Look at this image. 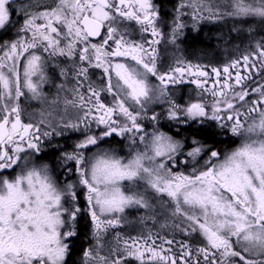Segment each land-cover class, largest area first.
<instances>
[{
	"label": "snow or ice",
	"instance_id": "6c2138e0",
	"mask_svg": "<svg viewBox=\"0 0 264 264\" xmlns=\"http://www.w3.org/2000/svg\"><path fill=\"white\" fill-rule=\"evenodd\" d=\"M16 2L0 0V264H69L81 217L79 264H264V0H177L171 13L156 0H27L19 12ZM228 21L209 39L248 40L239 59L211 74L181 58L159 70L162 44L178 49L186 28ZM185 82L196 101L169 93ZM151 104L167 107L149 116ZM194 125L239 143L189 144L181 132ZM70 132V148L54 143ZM111 137L127 157L102 147ZM189 162L190 173L173 171ZM130 210L141 223L163 215L189 239L123 235Z\"/></svg>",
	"mask_w": 264,
	"mask_h": 264
},
{
	"label": "flooded vegetation",
	"instance_id": "af4514ba",
	"mask_svg": "<svg viewBox=\"0 0 264 264\" xmlns=\"http://www.w3.org/2000/svg\"><path fill=\"white\" fill-rule=\"evenodd\" d=\"M46 1L50 2V0H46ZM156 2L163 5V11H167V12L171 13V9H172L173 5L177 3V0H172L170 4H165V3L163 4L159 0H156ZM24 3H27V0H17L16 5H15L17 8V12H19V8H20L21 4H24ZM12 20L14 23H17V22L22 23L23 22L22 18L18 15H13ZM187 30H189V29L188 28L185 29V34L187 37H189V36L195 37L196 35H199V33H200V32L199 33L187 32ZM185 42H186V39L181 38V41L179 42V48L178 49L174 48L171 45L162 44L160 46V54L161 55H160L159 70L161 72H167L169 70L170 66H174L177 58H181L185 61H191L194 65L195 64L202 65L200 61L194 60V58H195L194 56H196V55L200 58V54L197 52L198 50H195L192 53L188 52V50L185 48ZM224 65L225 64H212L211 62H207V64H205L203 66H207L206 70L209 71V73L211 74V67H218V68L222 69V67ZM233 72H235V70H233ZM185 79L187 81L188 79H191V77H186ZM214 80H215V76L211 75V79H209V82H208L209 88L212 87ZM152 81H153V83H156V84L159 83L158 81L155 80V78H152ZM45 89H48V87L46 86ZM168 90H169V93L171 94V96L174 99H176L177 101H179L180 103H185V102H188L189 100L196 101L198 99V96H197L198 90L196 88V85L191 84V83L185 82L182 84H169ZM206 98L208 100L211 99L210 95H208ZM25 107H26L27 114L32 115L34 122H36L40 119V115H39L40 106L39 105H36V107H34V106H30L29 104L26 103ZM166 107H167V105L151 104L148 107V115L151 116L153 111H155L157 113L165 112ZM30 109H34V115L32 112L29 111ZM27 114L24 117L25 121H27V119H28ZM144 123L147 125V130L149 132H151L152 131V125L147 120H145ZM195 127L196 126L194 125L192 127V129L195 130ZM169 128H170L169 122L162 118L160 121V130L168 132ZM172 130L174 132L175 128H173ZM68 134L77 135V134L71 133V132ZM181 137H187L189 144L191 143V140L193 138L191 136H185L183 131L181 132ZM217 138H219L221 140L228 141L226 144L217 148L218 150L221 151V153H224V152L236 147V145L239 142L238 140H236V138L231 137L230 135L229 136H217ZM108 141H110V144L106 142L102 145V147L108 148L109 146H111L112 148H114L116 150V152L119 155L125 156V157L128 156L129 149H128V147H126V144H127L126 141H122L120 137H111V138H108ZM66 147L70 148V146H66ZM180 159L183 160V159H185V157L181 156ZM49 162L52 165L54 164V162H51V161H49ZM192 167H193V165L191 162H189L187 165L178 164L175 168H173V171L184 172L185 174H188L192 171ZM60 178H61V180H63L64 176L62 175V176H60ZM80 204H81V207L84 206V200H83L82 193H81V198H80ZM139 215L140 214H138V216L136 217V220L133 223L129 224L130 225L129 227L127 226L128 224H125V229H128V231H126L124 234H128L130 236H137V235H140L141 233L147 235L149 232H151L153 234V232H152V227H153V223H154L153 220H151V219L146 220L144 222L145 224L142 225V223L139 220ZM129 219H133V218H129ZM80 222L85 223V219L83 217H81ZM180 234L181 235L176 238V241L185 240L183 234L182 233H180ZM159 236H161V235H159ZM87 237H88V231L86 229V233L84 235V240H83L84 244H82L78 255L73 257V261H76V264H79L80 253H81L82 249L88 247L89 241H88ZM156 243H157V245H160V244H162V241L160 242L157 239ZM164 247L167 248L168 246L164 245ZM193 247H194V245H193ZM172 251L178 253L179 252L178 246L173 245ZM133 264H137V262H133Z\"/></svg>",
	"mask_w": 264,
	"mask_h": 264
},
{
	"label": "rangeland",
	"instance_id": "374dc122",
	"mask_svg": "<svg viewBox=\"0 0 264 264\" xmlns=\"http://www.w3.org/2000/svg\"><path fill=\"white\" fill-rule=\"evenodd\" d=\"M43 2H47L46 0H43ZM186 22L191 25V18L190 17H187L186 18ZM232 26V23L231 21H228L227 23L225 22H220L219 24H210V23H204L202 24V31L200 33H207V36L209 35V37H215L217 35V31L220 30V29H224L226 30L228 27H231ZM187 29V28H186ZM209 29H212L213 31H209ZM187 32H191L189 30H187ZM259 32V30H258ZM206 39L205 40V44H208L210 43L211 44V47H212V43H215L216 40L213 39L214 42H212V39ZM255 39H259L260 36L259 34H256ZM217 43V42H216ZM249 41L248 40H245L243 43H240L239 41L235 42L234 44L232 45H224L222 44V46L224 45L225 48H220V44L217 43V45L215 44V47L217 48L216 49V52H214L213 54L209 55V54H206L205 52H201V51H197L199 54H200V58L197 56H194V60L195 61H200L202 65H205L207 64V62H211L212 64H227L229 63L230 61H232L233 59H239L245 52V49L248 45ZM237 45H239V47L237 48ZM45 91H48V89H45ZM37 104H35V102H33L30 106H34L36 107ZM30 112L33 113L34 115V109H30L29 110ZM34 122V120H33ZM74 138L76 139L77 138V135H73ZM239 143V142H238ZM106 148V147H104ZM207 157L205 156L204 159H206ZM54 164L53 166H56V161L54 159ZM201 164H203V159H201L200 161ZM61 170L59 169V167H57V173H60ZM62 176V174H61ZM132 214H130L128 216V220L130 221V223H133L135 220H136V217L138 216L139 213H135L134 210H130ZM129 218H133V219H129ZM130 223H127L128 227L130 226L129 224ZM165 223H168V227L166 228H161V225L162 224H165ZM142 224H145L144 222ZM158 228V229H157ZM171 229V230H170ZM117 231L121 232L123 235H128V234H124L126 231H128V229H125V226L118 229ZM132 231V230H131ZM133 232V231H132ZM152 232H153V235L155 234H159L161 235L160 237H164V238H167V239H172L174 238L176 240L177 237H179L181 234L179 233L178 231V234H176V231L175 229L171 226V221L168 220V222H161L160 224H158V226L156 227V229H154V226L152 227ZM115 233H113L109 239H113ZM168 235V236H166ZM184 238L186 239H189L188 237H185ZM185 239V240H186ZM198 240V238H197ZM158 241L161 242L160 239H158ZM194 247H195V244H193Z\"/></svg>",
	"mask_w": 264,
	"mask_h": 264
},
{
	"label": "trees",
	"instance_id": "16d2710c",
	"mask_svg": "<svg viewBox=\"0 0 264 264\" xmlns=\"http://www.w3.org/2000/svg\"><path fill=\"white\" fill-rule=\"evenodd\" d=\"M159 1L161 3H163V4L164 3L165 4H170L172 0H159ZM208 37H209V35L207 36V33H199V35H196L195 37L189 36L186 39L185 48L190 53L194 52L195 50H198V51H201V52L203 51L206 54L211 55L214 52H216V49L217 48L215 47V44L217 45V43L216 42L215 43H212V47H211V44L210 43L205 44V40L208 39ZM207 42H209V41H207ZM212 42H214L213 39H212ZM222 47L225 48L224 45L222 46V44H220V48H222ZM183 132H184L185 136L197 137V138L201 139L202 142H207L211 146H214L216 148H219L220 146H222V145H224V144H226L228 142V141L221 140V139L217 138V136H212V135H210L208 133H205L203 130H201L200 132H197V131H195L192 128H186V130H184ZM73 135L67 134L65 137H58V138H56V140L54 141V143L56 141H58L60 144H62L64 146H71L74 143V141H75V138H74ZM214 141H216V143H213ZM45 159L48 160V161H51V162L54 161V157L48 156L47 153L45 154ZM153 222H154L153 223L154 229H156V227L158 226V224H160L161 222L164 223V222H166V220H165V217L163 215H160ZM85 233H86L85 223L80 222V234H79V237L74 242L73 256H72L71 260L69 261V264H72L73 257L76 256V255H78V253H79V251L81 249L82 244H84L83 243V240H84ZM176 234H178V231H176ZM166 236H168V235H166Z\"/></svg>",
	"mask_w": 264,
	"mask_h": 264
}]
</instances>
